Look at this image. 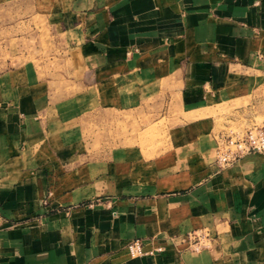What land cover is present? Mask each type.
Segmentation results:
<instances>
[{"label": "crops", "instance_id": "0c3cea01", "mask_svg": "<svg viewBox=\"0 0 264 264\" xmlns=\"http://www.w3.org/2000/svg\"><path fill=\"white\" fill-rule=\"evenodd\" d=\"M174 105L154 157L85 135ZM259 118L264 0H0V264H264V153L215 139Z\"/></svg>", "mask_w": 264, "mask_h": 264}, {"label": "rangeland", "instance_id": "374dc122", "mask_svg": "<svg viewBox=\"0 0 264 264\" xmlns=\"http://www.w3.org/2000/svg\"><path fill=\"white\" fill-rule=\"evenodd\" d=\"M175 106L176 105H174L170 111L173 113V117L171 115V117H166L164 109H162V113L160 112L156 115L138 109L130 112L129 115H123L122 113L117 115L114 124L111 125L109 123V126L107 125L106 118L104 117V120L102 121L100 116L99 129L96 130L97 134L95 133L92 136L91 132L95 127L93 126L90 130V124L86 123V129L88 131L85 135L88 139L92 138L96 140L98 144H101L102 142L106 143L108 139L111 141V138L113 137L115 140L114 144H112V146H110V144L105 146L108 150L121 145L136 144L140 145L143 153L147 157H154L161 151L165 150V140L169 137V130L177 124L176 118L179 115V110ZM219 112L222 113L223 111L220 110ZM263 121L264 118H259L256 121V125H260ZM107 126L109 127V130ZM112 127H114V130L111 129ZM228 130L241 133L245 131L244 128H228L227 131ZM100 148L101 147H98V149Z\"/></svg>", "mask_w": 264, "mask_h": 264}, {"label": "built area", "instance_id": "2783aa9c", "mask_svg": "<svg viewBox=\"0 0 264 264\" xmlns=\"http://www.w3.org/2000/svg\"><path fill=\"white\" fill-rule=\"evenodd\" d=\"M215 139L217 142L216 163L219 169L222 170L236 164L249 154L264 153V121L242 133L232 130L223 131ZM211 241V233L206 229L193 231L187 235V242L196 251L209 249ZM127 249L132 259L154 256L163 252L162 248L146 250L141 240L131 242Z\"/></svg>", "mask_w": 264, "mask_h": 264}]
</instances>
